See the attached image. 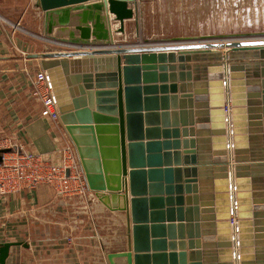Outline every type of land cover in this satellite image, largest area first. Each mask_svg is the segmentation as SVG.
I'll return each instance as SVG.
<instances>
[{
  "label": "water",
  "instance_id": "obj_1",
  "mask_svg": "<svg viewBox=\"0 0 264 264\" xmlns=\"http://www.w3.org/2000/svg\"><path fill=\"white\" fill-rule=\"evenodd\" d=\"M138 1L37 2L43 38L73 49L32 57L89 189L126 216L127 249L109 262L264 264V155L244 154L264 141V33L114 47ZM17 245L0 243V264Z\"/></svg>",
  "mask_w": 264,
  "mask_h": 264
},
{
  "label": "crops",
  "instance_id": "obj_2",
  "mask_svg": "<svg viewBox=\"0 0 264 264\" xmlns=\"http://www.w3.org/2000/svg\"><path fill=\"white\" fill-rule=\"evenodd\" d=\"M37 2L0 0V139L7 137L23 150L42 153L60 164L63 148L72 142L64 126L53 124L41 102L32 95L30 80L43 70L40 59L33 58L32 54L63 50L64 47L43 38L44 12ZM114 35L116 37L117 34ZM114 43V47L132 45L118 43L116 39ZM192 118L197 122L196 114ZM169 120L173 122L172 115ZM261 129L264 135V126ZM212 144L210 140L208 148L211 154ZM246 151L244 154L251 157L257 152L264 155L263 139L251 141ZM248 172L252 176V170ZM217 173L215 169L213 174H209L210 178L206 180L209 186L216 180ZM260 179L262 186L264 173ZM88 201L101 224L99 231L85 236L86 248L81 247L79 232V213L86 208L83 203L59 197L54 187L47 184L39 185L32 192L0 193V233L7 234L11 238L9 241H20L23 237L24 243L11 248L7 264H97L98 252L104 257V264H110L109 253L127 249L125 213L106 207L93 191ZM102 217L105 223H102ZM100 236L98 250L96 241ZM167 252H170L169 246ZM17 257L20 260L17 261ZM118 263L124 264L121 260Z\"/></svg>",
  "mask_w": 264,
  "mask_h": 264
},
{
  "label": "rangeland",
  "instance_id": "obj_3",
  "mask_svg": "<svg viewBox=\"0 0 264 264\" xmlns=\"http://www.w3.org/2000/svg\"><path fill=\"white\" fill-rule=\"evenodd\" d=\"M138 2L139 18L125 22V32L115 37L118 43L134 44L139 41L154 43L197 39L203 36L225 38L221 36L246 34L253 36L264 33V0H141ZM8 140L11 143L0 142V146L9 144L18 146L11 139ZM88 202L83 203L86 208L84 207L83 213H79L80 243L81 247L86 248L85 236L99 231L101 224L97 221V214L91 209V203L89 205ZM102 223H105L103 217ZM101 238L102 236L97 237L98 250ZM9 239L11 238L4 232L0 233V241L6 242ZM20 241H23V237ZM98 253L97 264H104V257L101 252ZM18 257L17 261L20 260ZM20 262H23L22 257Z\"/></svg>",
  "mask_w": 264,
  "mask_h": 264
},
{
  "label": "built area",
  "instance_id": "obj_4",
  "mask_svg": "<svg viewBox=\"0 0 264 264\" xmlns=\"http://www.w3.org/2000/svg\"><path fill=\"white\" fill-rule=\"evenodd\" d=\"M54 42V41H53ZM71 50L73 47L54 42ZM32 95L44 107L49 120L57 127H63L58 104L50 85L46 71H38L31 77ZM0 142H10L8 138ZM11 143V142H10ZM0 148H10L3 154L0 164V193L34 191L39 185L47 184L54 187L61 198L76 199L78 203L89 200V189L77 152L72 143L63 148L62 163H56L52 158L38 152L23 150L19 146L7 145Z\"/></svg>",
  "mask_w": 264,
  "mask_h": 264
},
{
  "label": "bare ground",
  "instance_id": "obj_5",
  "mask_svg": "<svg viewBox=\"0 0 264 264\" xmlns=\"http://www.w3.org/2000/svg\"><path fill=\"white\" fill-rule=\"evenodd\" d=\"M112 22H114L113 23V28L116 30V29H118L119 28V26H120V24H119V22H116V21H112ZM141 37V36H140ZM115 41V40H114ZM55 42V41H54ZM148 42V41H147ZM167 42H169V41H167ZM144 44H146V42H143V41H139L138 43H134V44H132V45H129V46H142V45H144ZM117 45V44H116ZM118 47H126V46H118ZM220 51H227L226 49H219ZM225 60H226V62L228 63V58L226 57L225 58ZM231 151H232V149H231Z\"/></svg>",
  "mask_w": 264,
  "mask_h": 264
}]
</instances>
